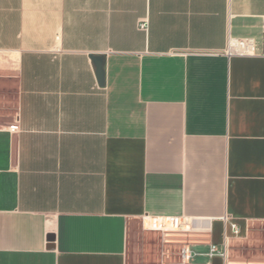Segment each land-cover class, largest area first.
Here are the masks:
<instances>
[{"label": "crops", "instance_id": "1", "mask_svg": "<svg viewBox=\"0 0 264 264\" xmlns=\"http://www.w3.org/2000/svg\"><path fill=\"white\" fill-rule=\"evenodd\" d=\"M263 28L264 0H0V264H128L146 216L264 263Z\"/></svg>", "mask_w": 264, "mask_h": 264}, {"label": "built area", "instance_id": "2", "mask_svg": "<svg viewBox=\"0 0 264 264\" xmlns=\"http://www.w3.org/2000/svg\"><path fill=\"white\" fill-rule=\"evenodd\" d=\"M143 29H147V24L145 22L140 25ZM262 40L264 42V28L262 33ZM228 57L231 56H252L257 53V43L256 39L253 37H230L227 43V47L222 51ZM225 223H229L230 229L234 236L241 235V227L238 223L234 222L228 216L222 218ZM187 222L185 217H156V216H146L143 219L142 226L144 230H156L162 231L164 235V241L177 242V239L169 238L172 236L179 235L180 228L183 227ZM230 236L227 230L224 233V241L219 244L210 241L208 245V250L206 252H201L193 248V246L188 242H182L180 245V258L183 264H191L194 259L199 255H206L209 259L215 257H220L223 259L224 264H248L246 261L239 259H234L230 255ZM264 264V263H261Z\"/></svg>", "mask_w": 264, "mask_h": 264}, {"label": "rangeland", "instance_id": "3", "mask_svg": "<svg viewBox=\"0 0 264 264\" xmlns=\"http://www.w3.org/2000/svg\"><path fill=\"white\" fill-rule=\"evenodd\" d=\"M169 238L177 239V236ZM180 245L166 243L162 231L144 230L138 224L129 233L127 249L128 264H183L180 258Z\"/></svg>", "mask_w": 264, "mask_h": 264}, {"label": "water", "instance_id": "4", "mask_svg": "<svg viewBox=\"0 0 264 264\" xmlns=\"http://www.w3.org/2000/svg\"><path fill=\"white\" fill-rule=\"evenodd\" d=\"M93 58H94L95 62L99 60L97 56L93 57Z\"/></svg>", "mask_w": 264, "mask_h": 264}]
</instances>
